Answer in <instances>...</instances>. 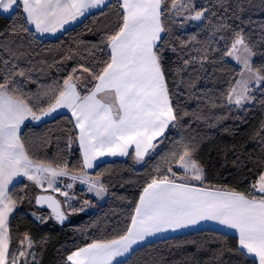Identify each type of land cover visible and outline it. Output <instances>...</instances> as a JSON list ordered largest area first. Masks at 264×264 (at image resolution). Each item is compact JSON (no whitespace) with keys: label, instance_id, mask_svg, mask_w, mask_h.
Returning <instances> with one entry per match:
<instances>
[{"label":"trees","instance_id":"16d2710c","mask_svg":"<svg viewBox=\"0 0 264 264\" xmlns=\"http://www.w3.org/2000/svg\"><path fill=\"white\" fill-rule=\"evenodd\" d=\"M120 4V0H108L101 9L50 39L38 37L29 25L28 33L20 30L25 24L22 7L15 14H0V78L10 70L23 69L25 77L14 79L24 92L39 96L46 107L49 97L43 93L62 85L73 68L83 64L98 70L96 62L107 59L108 49L101 41L118 30ZM194 7L208 11L201 21L190 22L189 28L183 27L171 0H167V15L162 18L170 30L162 37L167 41L163 56L169 88L175 93L173 104H179L181 114L189 115L183 116L176 127L169 126L159 139L163 142H155L156 148L149 150L140 166H136L131 152L124 159L102 162L88 172L93 177L101 173L107 191L105 200L87 213L76 215L85 201L97 205L84 187L75 186L74 201L63 203L59 197L66 216L61 222L50 210L36 204V196L53 193L41 192L24 180L14 183V197L24 199L18 201L8 219L10 257L23 246L27 235L33 246L28 264H71L67 257L79 248L122 234L144 186L153 176L168 174L170 154L182 151L183 144L195 148L194 158L204 168L205 186L247 192L264 171V85L251 93L255 99L249 104L228 106L225 97L240 68L224 54L231 47L234 31H242L254 53L253 68L264 74V0H197ZM222 24L228 27L217 31ZM184 60L192 62L185 66ZM4 61L9 62L7 66ZM177 68L181 69L179 73L175 72ZM80 74L77 71L76 75ZM90 81L89 75L80 81L78 90L82 94L92 86ZM213 103L218 106L213 107ZM74 123L68 113L36 125L25 123L21 136L30 156L51 162L54 167L66 161L70 170H78L82 156ZM171 166L178 176L183 175L178 165ZM29 208L41 215V222L32 218ZM69 211L76 217L70 219ZM238 247V239L232 234L199 229L147 242L116 264H250L251 258L241 256Z\"/></svg>","mask_w":264,"mask_h":264},{"label":"snow or ice","instance_id":"6c2138e0","mask_svg":"<svg viewBox=\"0 0 264 264\" xmlns=\"http://www.w3.org/2000/svg\"><path fill=\"white\" fill-rule=\"evenodd\" d=\"M105 3L106 0H0V14H15L22 7L25 24L20 30L23 33L30 31L26 25H32L35 33L55 34L89 9L100 8ZM166 3L167 0H122L118 30L101 41L108 49L107 59L96 62L98 70L83 64L73 68L62 85L57 84L43 93L49 97L46 107L42 106L39 96L24 92L14 79L25 77L23 69L10 70L0 78V264H9L10 259L11 264H17L18 259L10 257L8 234V218L18 201L24 199L14 197L17 177H26L40 188L47 183L54 191H60L55 187L56 178L68 177L73 182L86 184L88 192L102 197L107 188L100 180L101 173L93 177L87 171L99 157L129 156V149L134 147V159L143 161L149 150L156 148L154 141L162 143L158 138L164 136L165 130L170 125L176 127L183 116L189 115L181 114L179 104H173L175 93L170 91L164 66L167 41L161 34L170 31L162 19L167 15ZM171 6L178 15L189 12L185 19L193 21H201L208 11L196 10L191 0L179 6L176 0H171ZM227 27L219 25L217 31ZM12 32L17 33L15 26ZM224 54L243 67L241 79L236 80L226 94L227 105L243 107L245 102L255 99L251 85L257 88L264 85V74L261 69L253 68L254 53L242 31H234L231 47ZM191 62L183 61L185 66ZM8 63L4 61L6 66ZM77 71L91 77L92 86L86 94L78 90L83 77L77 76ZM180 71L175 69L176 73ZM245 72L248 78H244ZM212 106L218 105L213 103ZM61 108L71 112L75 121L73 127L78 129L76 139L82 153L78 170H70L66 161L54 167L51 162L34 160L21 136V126L26 120L40 121ZM71 140L69 137V143ZM194 152V147L183 144L182 151L170 154L168 174L153 176L144 186L122 234L93 240L74 251L67 260L71 264H114L148 237L195 226L201 221H215L236 230L238 251L241 256L251 258L250 264H264V171L258 174L247 192L205 186L204 168L194 158ZM172 164L178 165L183 175L178 176ZM66 186L71 189L73 184ZM61 195L68 197L67 192ZM35 199L37 204L46 202L57 220L66 219L60 201L44 195ZM25 239L31 247L30 238L26 235ZM24 255L23 251L19 253V256Z\"/></svg>","mask_w":264,"mask_h":264},{"label":"crops","instance_id":"0c3cea01","mask_svg":"<svg viewBox=\"0 0 264 264\" xmlns=\"http://www.w3.org/2000/svg\"><path fill=\"white\" fill-rule=\"evenodd\" d=\"M107 2H108V0H106V3H107ZM120 2L122 3V0H120ZM106 3H105V5H106ZM105 5H103V6H105ZM103 6H101L100 8H92V9H89V10L85 13L84 16H80V17H78L75 21H71V22H69L68 24L64 25V27H63L60 31L56 32L55 34L45 33V34L41 35V34H39V33H35L34 26H32V25H29V26H30L31 29L34 31V33H35L38 37H40V38H47V39L54 38V37L60 35V34H61L62 32H64L65 30H67V29H69V28L75 26V25L78 24L79 22H81V21L83 20V18H84L88 13L93 12V11H96V10H99V9H101ZM5 15H8V14L5 13ZM161 35H162V34H161ZM61 113H68L69 115H71V112H70L68 109L61 108V109H58L57 112L53 113L51 116H49V117H43L40 121H32L31 123H32V124H35V125H36V124H40V123H42V122H44V121H47V120H50V119L54 118L55 116H57L58 114H61ZM71 117H72V115H71ZM72 118H73V117H72ZM73 120H74V118H73ZM74 122H75V121H74ZM24 124H25V123H24ZM24 124H23V125H24ZM23 125L21 126V128L23 127ZM166 130H167V129H166ZM166 130H165V131H166ZM77 132H78V129H77ZM160 138H161V137H159L158 140H159ZM155 142H156V141H154V143H155ZM78 144H79V141H78ZM79 147H80V146H79ZM80 151H81V149H80ZM131 152H132V154H133V158H134V155H135V153H134V147L129 149V153H131ZM81 156H82V153H81ZM126 157H127V156H115V157H113V156H102V157H99V158L94 162V167H93L92 169H88L87 171H88V172H91L92 170L95 169V167H96L98 164H100V163H102V162H105V161H111V160H115V159H124V158H126ZM134 161H135V163L137 162L135 159H134ZM140 162H142V161H140ZM57 178H59V179H63V180H64V179H65V180H69L68 177H57ZM65 180H64V181H65ZM24 181H25V180H24ZM77 182H78V181H77ZM14 183H16V181H14ZM192 183L195 184L194 182H192ZM46 185H47V183L44 184V186H43L41 192H50V193H53V195L56 196V198L58 199V201H59L61 198H62V199L64 198L63 195H61V193L64 192V188H63L62 186L58 187L59 185H56V184H55V187H56V188H59L60 191H54L53 189L48 188ZM196 185H197V184H196ZM75 186H77V185H75ZM75 186H73V189H72V191H71V192H72V196H73V198H72L71 201H74V198H75V197H74V188H75ZM197 186H198V185H197ZM10 187H11V185H10ZM82 187H84V188L86 189V188H87V185H86V184H83ZM59 197H60V199H59ZM60 201H61V200H60ZM63 201H64V200H63ZM10 215H11V214H10ZM9 217H10V216H9ZM8 219H9V218H8ZM199 229H213V230H217V231H220V232H224V233L232 234V235L236 236L237 239H238V233H237L236 230H234V229L226 228V227H224V226H222V225H219V224L216 223L215 221H201L199 224H197V225H195V226H190V227H188V228L178 229V230H176V231L169 230V231H166V232L158 233V234H156L155 236L148 237L144 242L140 243L139 245H135V246H133V250H134L135 248H137V247H139V246H141V245L147 243V242H150V241H154V240H157V239H161V238H165V237L173 236V235H176V234H181V233H185V232H190V231H194V230H199ZM128 255H129V254H126L124 257H120V258H118V260H117L116 262H114V264H116L117 262H120V261L124 260ZM70 263H71V262H70Z\"/></svg>","mask_w":264,"mask_h":264},{"label":"rangeland","instance_id":"374dc122","mask_svg":"<svg viewBox=\"0 0 264 264\" xmlns=\"http://www.w3.org/2000/svg\"><path fill=\"white\" fill-rule=\"evenodd\" d=\"M196 1H197V0H191V4L194 6V4H195ZM186 2H188V0H178V1H177V6H179V5L182 4V3H186ZM175 11H176V10H175ZM189 14H190L189 12H184L182 15H178V14H177V11H176V16H177L179 19L182 20V23H183V27H184V28H189V27H190L189 23H190V22H194L193 20L185 19V17L188 16ZM227 59H228L229 61L233 62L235 65H237V66L240 68V73H241V71L243 70L242 65L239 64V63H237V61L234 60L232 57L227 56ZM251 59H252V57H251ZM248 75H249V74H248L247 72H245V73H244V78H248ZM80 76L83 77L82 81L88 79V73H82V72H81ZM239 79H241V75H240V74H239V77H238L237 80H239ZM251 87H252L254 90L257 89V87H256L255 84L251 85ZM249 103H250V102H245L244 105L249 104ZM32 121H33V120L29 119V120H26L25 123H28V122L31 123ZM141 163H142V162H136L135 164H136V166H140ZM181 170H182V169H181ZM182 171H183V170H182ZM22 180H25V181H27V182L32 183V184H33L38 190L42 191V188L36 186L32 181H28L26 177H17L16 182H18V181H22ZM64 180H65V179H64ZM64 180H63V179L56 178V183H55V184H56V185H59L58 187L62 186V187L64 188V192H67V193H68V197L63 196L64 198H63V199L61 198V200H62V201L64 200L63 203H64V202L69 203V202H71V200H72V198H73V196H72V192H71L72 189H73V187H72L71 189H69V188H67L66 185L69 184V183H71V184H73V186L77 185V186L82 187L83 184H81L79 181H78V182H77V181L73 182L71 179H69V180H65V181H64ZM192 182H194V183H199V182H196V181H192ZM46 186H47V185H46ZM47 187H48V186H47ZM50 189H51V188H50ZM86 190H87V188H86ZM87 191H88V190H87ZM88 193H89V194L95 199V203H97V205L94 204V203H86V204H84L83 207H82V210L79 211V214H76L77 216L80 215V214H84V213H87V212L93 210L95 207L98 206V204H101V203L105 200V198H106V192H105V194H104L102 197H97V196L95 195L94 192H88ZM28 212L30 213V215L32 216V218H33L35 221L41 222V219H42L41 215L38 214L36 211H34V209L29 208V209H28ZM49 215H50V214H49ZM76 215H75L72 211H69V213H68V217H69L70 219L75 218ZM30 240H31V239H30ZM21 251L25 252V255H24V256H19V253H20ZM15 257L18 258V259H17V264H28V263L32 260V258H33V246H32V241H31V247H29V241H28V240H25V243L23 244V246H21V247L19 248V250L16 252ZM9 264H11V260L9 261Z\"/></svg>","mask_w":264,"mask_h":264},{"label":"water","instance_id":"95a60500","mask_svg":"<svg viewBox=\"0 0 264 264\" xmlns=\"http://www.w3.org/2000/svg\"><path fill=\"white\" fill-rule=\"evenodd\" d=\"M40 195H44V196H52L54 199L58 200L57 198H55V196H53L52 194H40ZM39 196V195H38ZM36 200V199H35ZM37 204V203H36ZM40 207H44L47 208L48 210H50L51 213H53L52 209L48 207V204L46 202H41L40 204H38ZM62 211V210H61ZM54 214V213H53Z\"/></svg>","mask_w":264,"mask_h":264}]
</instances>
